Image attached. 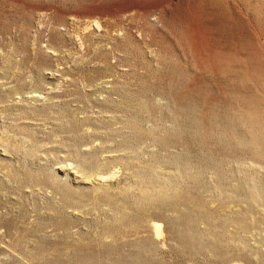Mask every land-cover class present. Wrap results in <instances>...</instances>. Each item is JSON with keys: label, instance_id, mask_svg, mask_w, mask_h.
Here are the masks:
<instances>
[{"label": "rangeland", "instance_id": "rangeland-1", "mask_svg": "<svg viewBox=\"0 0 264 264\" xmlns=\"http://www.w3.org/2000/svg\"><path fill=\"white\" fill-rule=\"evenodd\" d=\"M0 264H264V0H0Z\"/></svg>", "mask_w": 264, "mask_h": 264}, {"label": "bare ground", "instance_id": "bare-ground-1", "mask_svg": "<svg viewBox=\"0 0 264 264\" xmlns=\"http://www.w3.org/2000/svg\"><path fill=\"white\" fill-rule=\"evenodd\" d=\"M141 131V130H140ZM259 195V193H257L255 191V189L253 191H251L248 195L247 198L249 199H254ZM182 197L186 198V193L185 192H180L177 189L173 188L171 185H165L161 191L159 192L158 196H144L143 198L140 199V201L142 203H151V204H162L164 203V201L169 198V199H174V200H178L181 199ZM189 199V197H187ZM186 198V199H187ZM190 200V199H189ZM194 200V198L192 199ZM197 201V205L199 207H201L200 205H202L201 201L198 199ZM153 231L155 232L156 235H161L162 234V224L159 222H153ZM178 228V227H177ZM178 231V230H177ZM184 233V232H183ZM177 234V233H176ZM178 236H181V233L178 234ZM220 238V237H219Z\"/></svg>", "mask_w": 264, "mask_h": 264}]
</instances>
